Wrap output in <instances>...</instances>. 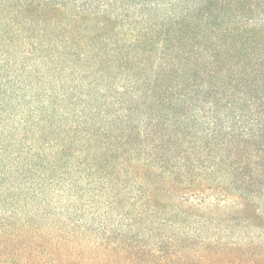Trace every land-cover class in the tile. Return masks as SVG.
Here are the masks:
<instances>
[{"label":"rangeland","instance_id":"1","mask_svg":"<svg viewBox=\"0 0 264 264\" xmlns=\"http://www.w3.org/2000/svg\"><path fill=\"white\" fill-rule=\"evenodd\" d=\"M94 1L91 5L87 0V5H91V11L99 15L89 18L85 30L87 36H97L102 31L97 19L104 20L100 16L103 11L118 15L119 19L129 16L131 19L128 21L132 24L137 22V26L143 25L140 18H132L134 11L141 7L138 5L139 0H107L109 6L103 4L104 0ZM153 1L157 16L181 11L179 4H168V1L174 0ZM190 14L192 15V11ZM119 19L116 21L121 24ZM193 19L190 23L182 24L174 20L165 25L160 34L157 28L151 36L157 39L152 44L172 47V44H168L170 40L166 43V39H172L173 46L187 43L190 51H197L196 54L182 55L181 61L191 65L189 74L176 72L163 79L156 77L157 74L153 72L144 80V87L130 82L132 77L137 76L128 70L108 69L107 73L102 74L103 70L95 72L92 69L77 68L79 60L75 56L70 57L71 61L64 60L58 64L60 70L54 72V77L52 72L49 74L45 70L36 73L35 68L34 72V65L29 58L24 59L23 63L17 61L16 67L25 65L23 73L32 78L35 99L38 98L44 105L57 106L55 111H61L63 119L69 108L81 110V114L86 115H77L73 119H86L100 106L105 107L104 111L109 114L114 113L119 106L111 107L107 104L106 101H114L108 95L121 96L124 107H136L138 101H135L137 97L134 94L139 96V103H150L149 97L153 96L154 101L159 94L152 91V88L156 89L154 84L161 82L168 83L171 87L167 91H160L161 105L157 108L162 114L167 113L169 101L172 106L174 102L181 101L179 97L183 95L181 102L184 104L178 109V116H188L192 120L188 125L195 128L196 123L191 115L206 116L204 120H200L202 127L207 126L206 121L210 126L219 125L220 132L214 139L217 143L226 142L229 136L225 134L229 131L228 125L233 127V138L241 131L242 126L250 127L252 133H257L256 129L264 125V0H212L208 9L194 15ZM108 26L106 22L105 27ZM166 30L176 31L167 36L164 34ZM191 45L196 47L191 48ZM197 65L199 70H196ZM147 77L148 73L145 75ZM90 81L96 86H91ZM122 85L128 88L127 95L126 88ZM45 95L50 96L44 97ZM54 95L58 99H54ZM50 100L54 102H49ZM138 107L140 109V104ZM141 112L145 116H154L148 111H138V117ZM21 116L26 124L18 121ZM13 119L17 122V125L11 124L15 140L23 141L22 145L26 148L30 147L31 141L37 144L34 146L35 151L42 153L47 162L41 170L32 166L29 173L27 167H18L12 170V174L9 172L2 182L0 264H146L148 261H152L148 264H211L206 261L209 250L204 248L201 238L195 242L189 241L185 249H178L172 236L180 232L179 227H173L165 220L188 218L192 221L198 218L197 215H206L215 220L237 218L245 214L242 211L243 203L230 184L226 187L205 185L200 191L185 188L189 185L177 182L169 187L165 177L159 174L151 177L158 181L159 193L163 195V199L156 198L150 205L146 197L136 190L135 182L141 181V178L136 167H132L137 164L135 149L131 154L126 152V148L112 152L108 144L104 143L106 153L103 158L110 164H100L103 169L98 166L87 169L81 161L94 151L88 149L91 141L75 128L74 122H66L64 126L78 131L76 138L81 140V144L73 145L67 151V158L54 164L57 158L49 160L46 150H38L49 136L34 139L40 138V133L34 132L37 130L34 128V122L37 121L34 113L30 117L19 114ZM160 121V131L172 134L171 139L177 140L180 148H184L181 141L187 137L189 130L170 133L168 124H164L162 117ZM141 129L142 145L138 147L141 156H148L154 151L151 149L154 145L153 136L147 137L152 135L150 133L145 136L148 126L143 125ZM188 133H193L192 129ZM58 137L61 139L62 136ZM210 145L213 149L217 147L213 142ZM88 161L89 158L86 159ZM34 162L32 159V163ZM128 194L134 195V198H130ZM147 209L152 211H144ZM183 225L194 226L187 221ZM120 226L127 229L125 233L118 231ZM259 233L256 228L245 232V236L248 235L259 243L254 245L258 250H243L251 257L264 256V252L259 251L264 248V245H260L264 237ZM230 235L235 237L228 234L225 239H229ZM101 250L107 255L112 254L110 257L106 256L109 261H105L103 254L99 252Z\"/></svg>","mask_w":264,"mask_h":264},{"label":"trees","instance_id":"2","mask_svg":"<svg viewBox=\"0 0 264 264\" xmlns=\"http://www.w3.org/2000/svg\"><path fill=\"white\" fill-rule=\"evenodd\" d=\"M93 1L89 0V3L92 5ZM139 1L138 5L141 7L134 11L132 18H140V23L143 25L137 26L136 21L132 24L128 21L131 19L129 16L119 19L118 15L103 11L100 16L104 20L97 19V23L102 26V31L96 34L97 36H87L85 30L87 22L90 21L89 18L99 15L91 11V5H87V0H0V187L4 186L2 182L5 181L9 172L12 174V170L27 167V173H29L32 171V166H35L36 170H41L47 162L42 153L35 151L34 146L37 144L31 141L30 147L26 148L22 145L23 141L15 140L14 128L11 124L17 125V122L13 118L19 114L30 117L34 113L37 120L34 122V128L37 129L34 132L40 133V138L34 139H43V135L49 136L47 141L41 143L38 150L40 148L46 150L45 154L49 160L57 158L54 164L67 158L69 155L67 151L72 149L73 145L81 144V140L76 138L78 131L64 126L66 122L69 124L74 122L75 128L82 131L81 133L91 141L88 149L94 150L81 161L87 169L92 166L103 169L99 166L100 164H110L103 158L107 144L112 152L126 148V152L131 154L135 149L138 155L136 156L137 164H133L132 167H136L141 178V181L135 182L136 190L146 197L150 205L156 198L163 199V195L159 193L158 181L153 179L152 175L164 176L169 187L177 182L189 185L185 188L191 190L194 188L198 191L205 185L226 187L230 184L237 191L245 214L237 218L225 217L215 218V220H211L206 215H197L198 218L192 221L188 218L180 220L178 216L175 221L165 220L168 221L167 224L179 227L180 232L172 236L173 242L178 249H185L189 241L195 242L201 238L204 248L209 250L206 261L211 264H264V256L251 257L247 251L243 252V250H258L254 245L259 244L248 235L245 236V232L256 228L260 232L259 235L264 237V125L256 129L257 133H252L250 127L242 126L235 138L231 132L232 125H228L229 131L225 134L229 136L226 142L217 143L214 139L220 132L219 125L210 126L206 121L207 126L202 127L200 120H204L206 116L195 114L191 115L196 123L197 128H195L188 125L192 121L188 116H178V109L184 104L181 102L183 95L179 97L181 101L174 102L172 106L171 101L167 103L169 106L165 115L160 112L157 108L161 105L160 91L171 88L168 83L161 82L154 84L156 89L152 88V91L159 94L154 101L153 96H150L148 99L150 103L145 101L139 103V96L134 94L137 97L135 101H138L136 107L128 105L126 108L121 101V96L108 95L114 101H106L107 104L111 107L119 106L115 108L114 113L109 114L104 111L105 107L103 109L100 106L86 119H73L77 115L82 117L86 115H82L81 110L74 111L69 108L63 119L61 111H55L57 106L44 105L37 97L35 99L32 93V78L23 73L25 65L16 67L17 61L23 63L24 59L29 58L34 65L32 67L34 72H36L35 68L36 73L45 70L44 72L49 74L52 72L54 77V72L60 70L58 64L63 63L64 60L71 61L70 57L75 56L79 60L76 67L80 69L87 68L95 72L103 70L102 74L107 73L108 69L131 71L137 78L132 77L130 82L136 86L143 85L144 80L148 79L153 72L157 74L156 77L163 79L171 77L176 72L189 74L191 65L189 62L185 64L181 61L182 55H190L197 51H190L187 43L173 46L172 39H166V43L170 40L168 44H172V47L152 44V41L157 39L151 36L157 28L160 34L162 28L174 20L181 24L192 22L194 15L206 11L212 0L168 1V4L172 3L171 5L179 4L181 11L180 13L170 12L165 16L156 15L157 10L153 0ZM103 4L109 6L107 0H104ZM117 19L122 23L118 24ZM106 22L108 27H105ZM175 31L166 30L164 34L168 36ZM193 47L191 45V48ZM60 66L63 67V65ZM198 68L197 65L196 70H199ZM147 73L148 77L145 78ZM90 85L96 86L91 81ZM124 88L127 95L128 88ZM153 95L155 97V94ZM53 98L58 99L57 95ZM26 100L27 104H25ZM138 104L141 106L140 109ZM25 105L26 109H24ZM82 109L85 110V107ZM138 111H148L154 116H145V113L141 112L138 117ZM160 117L165 121L164 124H168L170 133L175 130L190 131L192 129L193 133L188 131L187 137L181 141V146L183 145L184 148H180V143H176L177 140L171 139L172 134L160 131ZM169 119L171 122H167ZM18 121L26 124L22 116ZM143 125L148 126L145 136L149 133L152 135L147 137L153 136L154 145L151 149L154 151L148 156H141L138 147L142 145ZM58 136H62L61 139ZM211 142L217 144L216 149L212 148ZM228 147L231 148L225 151ZM50 150H52L51 154ZM101 150L102 153H100ZM88 158L89 161L86 162ZM32 159L35 160L34 163ZM128 196L134 198V195L128 194ZM185 221L192 222L194 226H184ZM120 227L118 231L125 233L127 229ZM228 234H233L235 237L230 235L229 239H225ZM260 245H264V241H261ZM262 249L259 251L264 252V248ZM99 252L103 254L105 261H109L108 257L112 256L102 250ZM150 262L152 261L146 264Z\"/></svg>","mask_w":264,"mask_h":264}]
</instances>
